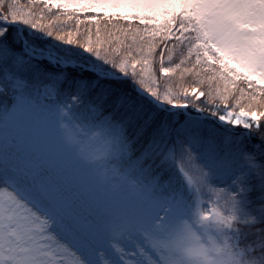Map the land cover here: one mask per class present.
<instances>
[{
    "label": "snow or ice",
    "instance_id": "1",
    "mask_svg": "<svg viewBox=\"0 0 264 264\" xmlns=\"http://www.w3.org/2000/svg\"><path fill=\"white\" fill-rule=\"evenodd\" d=\"M262 226L264 0H0V264H264Z\"/></svg>",
    "mask_w": 264,
    "mask_h": 264
},
{
    "label": "clouds",
    "instance_id": "2",
    "mask_svg": "<svg viewBox=\"0 0 264 264\" xmlns=\"http://www.w3.org/2000/svg\"><path fill=\"white\" fill-rule=\"evenodd\" d=\"M233 230H236L235 226ZM183 252L192 264H236L232 251L223 247L201 249L189 243L183 248ZM247 264H252V262L249 261Z\"/></svg>",
    "mask_w": 264,
    "mask_h": 264
},
{
    "label": "trees",
    "instance_id": "3",
    "mask_svg": "<svg viewBox=\"0 0 264 264\" xmlns=\"http://www.w3.org/2000/svg\"><path fill=\"white\" fill-rule=\"evenodd\" d=\"M24 1V0H23ZM22 4H23V2H21ZM53 14H56L55 13V10L53 11ZM52 14V15H53ZM86 15H88V16H90V17H93V14H91V13H88V14H86ZM85 26L84 25H82L81 26V30H83V28H84ZM41 63V67H42V69L44 70V71H46V72H49V73H53V74H58L59 73V70L56 68V67H54V66H52V65H50V64H48L47 62H40ZM69 75H74L73 73H71V71H69ZM253 142H259L257 139H253V141H252V143ZM256 194H255V192H251L250 193V196H249V198H250V200L252 201V203L254 202V203H258L259 202V199H257L256 197L252 200V198L255 196ZM259 198V197H258ZM254 206V205H253ZM254 207H256V206H254ZM262 227H264V226H262ZM259 229L258 228H254V229H252V231H258Z\"/></svg>",
    "mask_w": 264,
    "mask_h": 264
},
{
    "label": "rangeland",
    "instance_id": "4",
    "mask_svg": "<svg viewBox=\"0 0 264 264\" xmlns=\"http://www.w3.org/2000/svg\"><path fill=\"white\" fill-rule=\"evenodd\" d=\"M21 2H23V4H25V5L27 4V0H24V1L21 0ZM93 15H94V14H93ZM54 16H55V14H53V18H54ZM82 18H83V17H81V19H82ZM89 18H92V17L89 16ZM48 22H51V21H48ZM69 23L71 24L72 22H69ZM253 192H255L256 195L252 198V200H253L255 197H256L257 199H259V202H258V203H254V202H253V205L257 207V206H259V204H260V196H261V193H260L259 191H253ZM258 197H259V198H258Z\"/></svg>",
    "mask_w": 264,
    "mask_h": 264
}]
</instances>
